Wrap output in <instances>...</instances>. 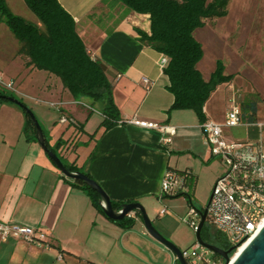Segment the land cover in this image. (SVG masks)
Wrapping results in <instances>:
<instances>
[{
  "label": "crops",
  "instance_id": "0c3cea01",
  "mask_svg": "<svg viewBox=\"0 0 264 264\" xmlns=\"http://www.w3.org/2000/svg\"><path fill=\"white\" fill-rule=\"evenodd\" d=\"M58 2L73 18L89 55L106 65L119 117L135 115L175 126L169 145H161L160 133L154 129L129 123H115L107 129L100 126L102 105L86 97L74 99L58 77L28 65V58L16 53L19 44L14 39L18 59L0 54V72L14 81L16 95L33 101L30 108L44 137L51 145L61 141L56 152L64 162L88 173L110 200L131 199L147 211L160 201V180L167 167L192 171L196 159L208 163L213 158L199 121L191 110H168L173 96L166 88L167 76L158 66L161 53L141 42L135 30L149 31L146 14L112 0ZM231 3L236 6L239 1L229 0L228 5ZM9 34V29L0 31V36ZM216 60L206 59L202 53L197 68L203 78L209 77ZM223 65L224 72L234 76L219 84L203 105L206 119L217 123L224 120L234 84L256 85L253 66L228 72ZM141 77L151 84L146 87ZM17 106L0 100V221L37 227L47 239L40 245L12 237L0 239V264H118L138 255L124 241L132 231L98 211L87 194L59 171L36 139L23 135L24 116ZM61 114L74 123H60ZM240 127L224 128V132L236 141L255 138L246 126L239 133ZM219 175L213 173L212 185ZM192 178L194 188L195 173L185 180L186 189H190ZM184 186L177 196L183 194ZM140 221L135 217V222Z\"/></svg>",
  "mask_w": 264,
  "mask_h": 264
},
{
  "label": "trees",
  "instance_id": "16d2710c",
  "mask_svg": "<svg viewBox=\"0 0 264 264\" xmlns=\"http://www.w3.org/2000/svg\"><path fill=\"white\" fill-rule=\"evenodd\" d=\"M23 1L38 18L41 26L14 14L5 0H0V17L19 42L16 53L26 56L27 64L33 68L46 70L58 77L62 87L67 89L74 99L86 97L92 102L100 103L103 118L99 125L105 129L114 125L120 117L112 100L111 82L106 75V65L100 59L89 55L75 29V22L71 15L58 0ZM112 1L130 11L148 16L149 31L146 32L140 28L135 30L141 42L160 52L167 59L162 71L168 79L166 88L173 96L168 110L188 109L195 113L199 122L205 120L203 112L205 101L219 84L231 81L234 75L225 73L222 61L217 59L209 77L203 78L197 68V62L203 53L202 46L194 37L193 31L210 20L226 15L229 0ZM7 96L15 97L13 94L0 90V100L9 101ZM259 101L264 102V99L256 94L254 98H245L240 102L241 118L248 123L246 128L254 132L255 138L260 130L264 129V127L259 129L254 124L258 120ZM22 104L25 115L22 133L27 139L31 137L35 140L33 122L25 110V104ZM45 144L48 150L57 154L56 149L61 141L51 145L45 138ZM61 161L68 170L80 171L91 178L88 173L75 165L68 164L62 159ZM71 183L81 188L93 206L103 213L96 191L78 180L71 179ZM177 194L169 196H177ZM110 202L115 210H119L122 204L132 200H110ZM134 216L139 217V213L134 212ZM135 217L125 215L118 220L108 219L119 227L128 229L135 223ZM200 237L219 248H229L224 237L212 230L206 222L200 229ZM232 253L233 251L229 253V256ZM214 255L216 258H221L217 254Z\"/></svg>",
  "mask_w": 264,
  "mask_h": 264
},
{
  "label": "built area",
  "instance_id": "2783aa9c",
  "mask_svg": "<svg viewBox=\"0 0 264 264\" xmlns=\"http://www.w3.org/2000/svg\"><path fill=\"white\" fill-rule=\"evenodd\" d=\"M166 57L161 54L158 66L163 69ZM141 81L147 87L151 82L146 77ZM0 90L17 93L15 83L0 72ZM240 103L235 91L227 98V108L222 123L211 119L199 122V129L209 148L210 155L219 159L224 166V172L217 177L211 188L205 221L209 227L220 233L229 247H234L232 254L250 240L264 225V140L258 135L254 139L236 141L229 138L224 128L243 125L247 122L241 118ZM60 123H74L65 114L58 118ZM116 123H129L142 128L154 129L160 133V143L169 145L176 127L167 123L149 121L137 116L119 118ZM259 129L264 122L254 123ZM167 149V148H166ZM192 171L188 168L177 170L167 167L160 180L158 198L180 192ZM202 210V209H199ZM160 209L159 213H165ZM127 216L135 217L130 211ZM200 219L199 211L190 206L186 221L196 230ZM9 237L25 243L40 245L47 237L44 231L37 227L21 225L10 221H0V239ZM187 264H223V259L216 258L214 252L193 242L188 248L180 250ZM174 260L175 256H174Z\"/></svg>",
  "mask_w": 264,
  "mask_h": 264
},
{
  "label": "rangeland",
  "instance_id": "374dc122",
  "mask_svg": "<svg viewBox=\"0 0 264 264\" xmlns=\"http://www.w3.org/2000/svg\"><path fill=\"white\" fill-rule=\"evenodd\" d=\"M235 1H239V6H233L231 3L227 6V15L213 19L212 21H216L215 23L211 20L206 22L203 27L196 28L193 35L201 43L206 59L212 57L220 59L227 66L228 72L233 69L247 68L245 66H253L256 72L254 78L256 85L245 82L242 85H233V91H235L239 103L245 98H254L256 94L259 98L264 99V0ZM5 2L14 14L41 26L38 18L23 0H5ZM1 29H8V27L0 17V31ZM10 35H12L11 32L8 37L0 36V54L3 57L11 54V56H15L16 45L13 41L16 43L17 40ZM12 39L14 40L11 41ZM17 43L19 44L18 41ZM15 58L18 59V56ZM233 63L236 64L231 69L230 65ZM5 92L13 94L32 112L30 107L34 105L33 101L21 99L9 91ZM17 107L25 121L24 109L19 105ZM257 119L264 122L263 101H259L257 104ZM238 126H241L238 131L242 134L243 125ZM259 136L264 140V129L260 130ZM194 162L192 172L197 176L194 188L192 189L194 184V178H192L190 189H186L184 186L183 194L172 198H160L157 205H153L146 211L152 226L158 233L180 250L188 248L196 241L195 230L186 221L189 207L192 206L197 210L203 209L211 193L213 173L217 172L221 175L224 172V166L217 158H211L208 163L199 159ZM212 169L213 171H211ZM186 195L190 198V204ZM163 208L166 212L160 214L159 211ZM126 230H131L132 234L127 236L124 241L138 255H134L124 263L119 261L118 264H178L177 261H174V254L152 238L141 221L135 222ZM141 231H145V235H142Z\"/></svg>",
  "mask_w": 264,
  "mask_h": 264
},
{
  "label": "water",
  "instance_id": "95a60500",
  "mask_svg": "<svg viewBox=\"0 0 264 264\" xmlns=\"http://www.w3.org/2000/svg\"><path fill=\"white\" fill-rule=\"evenodd\" d=\"M7 99L19 106H23V104L15 97L7 96ZM25 110L28 112L34 128H35V138L37 143L41 146V148L46 151L48 157L53 161L54 165L59 169V171L65 175L66 177L74 180L81 181L85 183L89 188L96 191L99 195V201L101 205L102 212L104 215L113 220H118L127 215L130 211L138 212L139 217L143 222V225L149 235L154 238L159 243L163 244L167 249H169L175 256V259L178 264H187L185 259L181 256V251L178 247L173 245L171 242L166 240L163 236H161L158 231L152 226L151 221L145 211V208L137 201L127 202L122 204L119 210H115L110 202L109 197L103 191L101 186L92 178H89L84 173L80 171H70L63 165L60 157L53 151L48 150L45 144V137L42 131L41 126L39 125L37 119L34 114L25 106ZM184 170V169H183ZM207 204L203 207L202 210L199 211L200 219L195 230V239L201 245L205 246L212 252L221 256L223 259V264H264V225L259 229V231L232 256H229V253L234 248L229 247L227 249L219 248L211 243L204 241L200 237V229L204 224Z\"/></svg>",
  "mask_w": 264,
  "mask_h": 264
},
{
  "label": "bare ground",
  "instance_id": "6f19581e",
  "mask_svg": "<svg viewBox=\"0 0 264 264\" xmlns=\"http://www.w3.org/2000/svg\"><path fill=\"white\" fill-rule=\"evenodd\" d=\"M244 244H242L238 249H237V251L239 250V249H241V247L243 246Z\"/></svg>",
  "mask_w": 264,
  "mask_h": 264
},
{
  "label": "flooded vegetation",
  "instance_id": "af4514ba",
  "mask_svg": "<svg viewBox=\"0 0 264 264\" xmlns=\"http://www.w3.org/2000/svg\"><path fill=\"white\" fill-rule=\"evenodd\" d=\"M208 200H209V198H208Z\"/></svg>",
  "mask_w": 264,
  "mask_h": 264
}]
</instances>
